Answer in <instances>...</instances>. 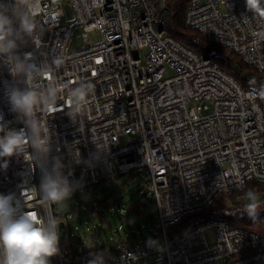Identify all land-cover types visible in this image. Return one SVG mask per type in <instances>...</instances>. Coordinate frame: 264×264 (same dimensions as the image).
<instances>
[{
	"label": "built area",
	"instance_id": "built-area-1",
	"mask_svg": "<svg viewBox=\"0 0 264 264\" xmlns=\"http://www.w3.org/2000/svg\"><path fill=\"white\" fill-rule=\"evenodd\" d=\"M172 1L39 0L32 16L35 35L25 38L18 54H27L40 68L39 88L51 84L58 90L55 108L37 112L48 128V167L60 160L63 175L76 184L72 194L146 170L164 240L162 249L146 253L137 246H118L117 257L95 241L83 244L79 239L76 245L69 226L76 216L56 204L45 205L40 197L43 173L29 146L25 154L0 158V165L7 161L6 169L0 166V194H13L25 212L57 220L59 252L50 264H90L95 257L103 258L101 264H146L143 259L151 253L163 257L152 264H264V229L199 217L191 229L169 234L175 224L209 209L219 197L237 194V201L244 202L250 183L264 184V90L246 89L216 54H199L172 37L167 30ZM15 3V17L27 14L25 4L30 12L31 0ZM67 6L73 11L71 25L65 23ZM184 26L264 73V17L247 11L245 0H190ZM80 29L87 46L73 50ZM93 32L101 34V43L91 44ZM143 50L145 57L134 54ZM168 70L171 76H166ZM22 81L0 63L5 132L25 127L5 95L9 85L23 89ZM81 84L91 85V91L83 111L73 113L69 94ZM210 229L216 232L213 244L206 235Z\"/></svg>",
	"mask_w": 264,
	"mask_h": 264
},
{
	"label": "clouds",
	"instance_id": "clouds-1",
	"mask_svg": "<svg viewBox=\"0 0 264 264\" xmlns=\"http://www.w3.org/2000/svg\"><path fill=\"white\" fill-rule=\"evenodd\" d=\"M245 5L254 16L264 17V0H245ZM15 6V0L9 3L0 0V63L8 68L14 78L23 77L22 82L26 86L21 89L9 85L5 95L11 111L18 114L25 127L5 132L3 116L0 115V132H5L0 136V158L25 154L30 146L34 150L31 158L40 164L43 173L41 199L46 206L56 204L63 207L76 184H70L63 175V165L59 159H54L51 168L48 167V128L37 117L41 109L51 112L55 108L58 90L51 84L39 88L35 81L41 74L40 68L27 54H18L20 45L27 42L25 38L32 39L35 35L36 21L32 16L39 8V0H31L30 12L29 5L25 4L27 14L20 17L13 15ZM91 87L81 84L71 90L68 106L75 105L73 113L83 111V102ZM0 166L6 169L7 161ZM245 199L248 203L243 211L255 220L260 209L257 193L249 189ZM57 225L53 216L42 217L32 210L23 211L20 201L13 194H0V264H50V258L59 252ZM102 259L95 257L90 264H101Z\"/></svg>",
	"mask_w": 264,
	"mask_h": 264
},
{
	"label": "rangeland",
	"instance_id": "rangeland-1",
	"mask_svg": "<svg viewBox=\"0 0 264 264\" xmlns=\"http://www.w3.org/2000/svg\"><path fill=\"white\" fill-rule=\"evenodd\" d=\"M67 18L65 23L71 25L74 23L73 11L70 6L65 8ZM91 44H99L102 42V36L99 32H93L89 34ZM86 43L83 39V30L80 29L75 33L72 49H81L86 47ZM212 54H216L217 57H227L226 51H223L217 47ZM141 57H145L146 50L140 52H134ZM171 71L166 72V76H171ZM190 106H196L192 103ZM149 174L146 170L142 171V178L132 179L131 175H125L120 177L115 183L108 185L104 184L98 188L86 189L83 192L73 193L64 202V206H58L56 209L66 211L69 214H74L76 220L70 219L69 226L74 233L73 241L76 245H79V239L81 243L95 241L102 244L104 250L109 252L113 257H117L116 247L118 245L117 240L119 236L126 238L129 235L132 241L136 242L138 249L144 253L149 250H160L164 246V240L161 238L159 227L158 212L153 199L150 194V187L146 185L148 182ZM147 194L148 199L146 201V207L144 212V220L136 218L130 213L126 206L132 201L140 200L141 196ZM103 196L110 197L108 204L112 201L115 203L121 202L120 207L110 206V208L101 210H94L97 201ZM95 197V198H94ZM262 195L258 196V203L260 209H258V215L264 213V199L261 200ZM260 201V202H259ZM94 202V203H93ZM245 205L229 204V207L233 210L240 211L242 214H246L243 211ZM118 209V210H117ZM81 211V214H80ZM123 211V213H122ZM235 212V211H233ZM125 213V214H124ZM204 218V217H202ZM78 228V230L76 229ZM117 231L120 234H117ZM143 233V234H142ZM207 239L211 244L216 242V232L214 229H210L206 233ZM137 237V241H135ZM116 243V245L114 244ZM163 259L161 253H151L148 257L143 259V263L152 264L157 263ZM103 264H111L110 261L104 260Z\"/></svg>",
	"mask_w": 264,
	"mask_h": 264
},
{
	"label": "trees",
	"instance_id": "trees-1",
	"mask_svg": "<svg viewBox=\"0 0 264 264\" xmlns=\"http://www.w3.org/2000/svg\"><path fill=\"white\" fill-rule=\"evenodd\" d=\"M190 4V0H173L170 3V19L167 25L168 33L181 41L182 43L190 46L195 52L203 55L212 54L215 50V46L210 44L202 34L194 29H189L184 26V18L186 15L187 8ZM216 60L220 62L221 66L232 76L237 78V80L242 84L246 89L261 88L264 90V73H258L257 71L249 68L243 60L235 55L230 54L225 57H216ZM261 106L264 110V95L261 98ZM132 179L142 178V174H130ZM146 185L149 186L148 182ZM254 190L255 192H263L264 184L252 182L248 186V190ZM247 190V191H248ZM237 194L231 196H221L215 203L207 210L200 212L198 214L190 215L185 217L182 221L175 224L172 229L169 231L170 235H177L185 232L193 227V224L196 219L199 217L225 220L229 222L232 226L244 227L256 232H261L264 229V213L258 215L255 220L248 217L247 214H242L240 211L233 210L229 207V204L235 205H246L248 201L239 202L236 199ZM95 198V197H94ZM261 200L264 199V195L260 197ZM110 197L103 196L100 200L97 201L94 207V210L109 209L110 206L114 205L116 207L121 206V202L115 203L112 201L110 205L108 201ZM148 199L147 194L141 196L140 200L132 201L127 206L126 209L132 213L136 218L144 220V212L146 207V201ZM153 201V200H152ZM260 202V201H259ZM94 203V202H93ZM154 203V202H153ZM118 210V209H117ZM235 211V212H233ZM123 213V211H122ZM125 214V213H124ZM160 232V228L158 227ZM117 234H120L117 231ZM143 234V233H142ZM161 235V233H160ZM137 237L135 241H137ZM118 245L120 246H135L136 242L132 241V238L129 235H126V238L119 236L117 240ZM116 245V243H114Z\"/></svg>",
	"mask_w": 264,
	"mask_h": 264
},
{
	"label": "water",
	"instance_id": "water-1",
	"mask_svg": "<svg viewBox=\"0 0 264 264\" xmlns=\"http://www.w3.org/2000/svg\"><path fill=\"white\" fill-rule=\"evenodd\" d=\"M59 228H60V234H61L62 240H66L67 234H66L65 223L64 222H60L59 223Z\"/></svg>",
	"mask_w": 264,
	"mask_h": 264
}]
</instances>
